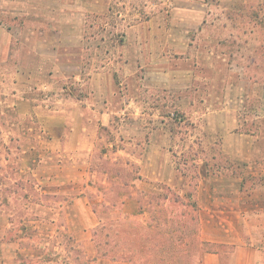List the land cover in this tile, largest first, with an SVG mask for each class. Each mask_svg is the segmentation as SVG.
<instances>
[{"label": "crops", "instance_id": "1", "mask_svg": "<svg viewBox=\"0 0 264 264\" xmlns=\"http://www.w3.org/2000/svg\"><path fill=\"white\" fill-rule=\"evenodd\" d=\"M261 1L0 0V55L6 51L0 56V264L94 259L90 231L100 221L85 194L100 192L99 177L106 185L107 174L94 169L96 158L111 154L117 159L122 153L109 141L111 152L98 157L100 142H106L102 130L124 129L114 136L139 149L140 177L175 190L181 175L165 146L181 138L158 128L147 132L140 120L146 132L137 140L133 114L153 109L143 100L145 92L193 97L197 81L205 80L195 72L198 65L253 63L237 54L236 34L244 30L230 21L242 16L239 9L252 11ZM110 18L116 23L108 25ZM32 60L49 66L46 75L31 73ZM179 63L190 66L187 73L171 68ZM63 66L76 70L66 72ZM132 66L143 68L140 77ZM217 79L215 73L212 80ZM136 80L140 94L131 87ZM181 82H187L186 92ZM56 85L60 88L54 90ZM225 96L209 90L205 121L198 126L205 140L187 138L190 145L221 146L230 161L229 167L195 177L200 238L233 247V264H264V154L256 163L252 159L253 152L259 153L253 151L259 124L253 112L245 122V108L227 105ZM246 137L249 154L240 157ZM97 199L102 205L103 198ZM128 202L120 201L123 212L132 215ZM70 240L75 250L68 249ZM220 257L206 252L203 264H219Z\"/></svg>", "mask_w": 264, "mask_h": 264}, {"label": "rangeland", "instance_id": "2", "mask_svg": "<svg viewBox=\"0 0 264 264\" xmlns=\"http://www.w3.org/2000/svg\"><path fill=\"white\" fill-rule=\"evenodd\" d=\"M138 3L136 2V4ZM116 7L120 8V5ZM239 13L242 15L241 17H234L230 21V25L237 28L242 27L244 30L243 32L240 30V33L236 34L240 40L237 54L242 57L249 56L250 62L253 59V63L248 61L244 64L240 60V63L226 66L220 63L198 65L195 72L205 80L197 81V92L193 97L171 98L167 95L163 96L161 92L158 94L156 91L145 92L143 100L147 101L153 109H145L146 114H133L131 130L137 140H139L142 131L146 132L140 129V120L146 122L147 132L158 128L157 131L163 134L167 132L170 136L173 132L181 138L180 143L165 146L169 150L170 159L176 162L175 165L181 175V179L176 182L175 190L167 185H158L155 181L143 180L140 177L139 149L135 145H125L123 140L118 141L119 136L117 138L114 136L116 135L114 131H118V135L124 129L117 127L114 131L106 130L107 133L101 131L106 142L104 140L100 142L98 157L111 152V149L115 151L117 149L122 153H118L117 159H114L113 155L107 154L106 158H96L94 163L95 170L101 171L104 175L107 174L106 185H102L104 177H99L98 186L100 187L98 190L100 192H97V195L89 191H86L85 194L86 199L92 203L94 214L100 221V224L90 231L96 256L94 259L85 256L83 263L79 258V264H203L206 252H219L221 254L219 264L234 263L236 250L233 247L204 242L200 238V228L195 214L197 198L193 188L195 177H198L200 173H215L222 169V166L229 167L230 161L226 153L221 150V146L190 145L187 138L191 134L205 140L204 129L198 127L202 120L205 121L204 100L211 89L217 94L224 91L226 94L224 102L227 105H231L233 108H245V122L250 118V112L256 116L259 128L255 132H258L259 140L253 144V151L259 153L253 152L252 159L258 161L257 158L264 154V0L259 3V8L255 7L252 11H244L241 8ZM143 15L145 16V14ZM253 18H255V26L252 23L254 22ZM144 19L142 17V21ZM90 20H92L91 17ZM107 22L108 25L116 23L112 18ZM254 27H258V31H255ZM258 44L260 45L258 46ZM220 50L225 52L226 48H220ZM3 52L0 55L2 58L6 55V51L3 50ZM36 61L32 60L31 73L36 72V76H43L49 66ZM38 67H43L40 72L37 71ZM189 67L184 63L171 66L172 69L178 70L179 74L187 73ZM54 68L57 67L54 66ZM61 69L66 72L76 70L74 66H63ZM132 71L134 75L140 77L143 68L132 66ZM215 73H218L219 78L216 81L212 80ZM138 84L139 82L136 80L131 85L134 94H140V90L137 89ZM186 84L187 82L180 83V87L185 92L188 90ZM59 88L58 85L54 86V90ZM121 88L123 89L122 86ZM71 90L75 94L78 93L75 84L71 85ZM177 104L184 107H174ZM188 108H197L199 111L192 114L187 111ZM116 121H120L118 116ZM163 123L164 125H162ZM120 139L123 138L120 137ZM245 140L249 141L250 139L248 137L244 139L245 144L241 145V150L239 149L237 153L240 157L249 154L250 145ZM109 141L115 142V146L111 149L106 146ZM228 150L230 152L234 150L236 155L235 149L230 145ZM124 151L128 156L123 155ZM238 163L240 164L239 161ZM248 184L255 185L256 182L249 180ZM101 186H106L107 190ZM97 196L103 198L102 205L98 202ZM177 196L179 201L176 203L173 199ZM125 200L129 201L127 210L135 211L132 215L123 212L124 208L120 201L124 202ZM136 203L138 210L137 205L135 206ZM131 205L133 208L130 207ZM142 209L145 210V215L141 214ZM142 222H147V225H142ZM106 239L109 242L105 243ZM72 248L75 250L74 242L70 240L68 249ZM103 252L107 255L102 256ZM136 254H139V258L142 259H134L132 262L131 258ZM112 255H116L117 258L111 259Z\"/></svg>", "mask_w": 264, "mask_h": 264}, {"label": "trees", "instance_id": "3", "mask_svg": "<svg viewBox=\"0 0 264 264\" xmlns=\"http://www.w3.org/2000/svg\"><path fill=\"white\" fill-rule=\"evenodd\" d=\"M173 201L174 202H178L179 201V198H178V196L177 197H175L174 199H173ZM166 234V233H165ZM164 235V234H163ZM106 237V236H105ZM109 237V236H108ZM107 238V237H106ZM107 242H109V240L108 239H106L105 240V243H107ZM102 256H105V255H107V254H105L104 252L101 254ZM115 258H117L116 257V255H112L111 256V259H115ZM132 259V262L134 261V259H138V260H141L142 258H139V254H136V256H133V258H131Z\"/></svg>", "mask_w": 264, "mask_h": 264}]
</instances>
